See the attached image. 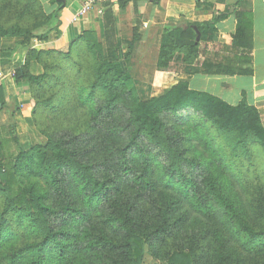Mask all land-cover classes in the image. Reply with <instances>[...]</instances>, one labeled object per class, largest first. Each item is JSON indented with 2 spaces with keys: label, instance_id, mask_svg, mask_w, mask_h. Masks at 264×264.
Segmentation results:
<instances>
[{
  "label": "trees",
  "instance_id": "trees-1",
  "mask_svg": "<svg viewBox=\"0 0 264 264\" xmlns=\"http://www.w3.org/2000/svg\"><path fill=\"white\" fill-rule=\"evenodd\" d=\"M64 2L48 11L40 0H0V45L26 49L14 80L27 83L46 137L21 149L14 123L0 125V264H142L146 253L164 264H264L257 109L185 81L141 95L131 74L138 36L125 53L93 30L63 50L30 47L58 33ZM214 14L164 26L157 69L251 75L250 14L234 12L222 45L213 38L227 15ZM7 105L0 85V116Z\"/></svg>",
  "mask_w": 264,
  "mask_h": 264
},
{
  "label": "crops",
  "instance_id": "crops-1",
  "mask_svg": "<svg viewBox=\"0 0 264 264\" xmlns=\"http://www.w3.org/2000/svg\"><path fill=\"white\" fill-rule=\"evenodd\" d=\"M51 1L40 0L48 11L53 8L49 5ZM64 1L58 15V33H52L46 41L32 40L30 47L38 50H63L74 37L85 30H93L105 49H113L119 45V52L125 53L127 43L132 41L134 36H138L133 44L131 58H144L145 52L150 48L153 50L152 63L144 65L150 67L151 72L150 78L147 79L151 83L149 96L163 94L176 82L185 81L192 89L207 91L233 106L245 99L257 109L264 127V0H92L93 4L89 10L76 21H73V18L86 0ZM206 5H212L216 9ZM215 10L227 15L224 21L216 23L217 31L213 40L220 45L226 41L225 35L235 30L234 12L239 10L250 14L251 75H204L158 70L156 61L163 27L209 20L215 15ZM210 48L211 45L208 49ZM135 49L140 54L133 53ZM20 50L26 54L25 48ZM15 55L16 53H13V57ZM222 60L220 57V61ZM31 66L34 68L37 63H32ZM23 83V89L28 91L27 83ZM6 95L7 93V101Z\"/></svg>",
  "mask_w": 264,
  "mask_h": 264
},
{
  "label": "rangeland",
  "instance_id": "rangeland-1",
  "mask_svg": "<svg viewBox=\"0 0 264 264\" xmlns=\"http://www.w3.org/2000/svg\"><path fill=\"white\" fill-rule=\"evenodd\" d=\"M151 46L152 43L150 44V47ZM0 48V72L4 76V78L0 80V85L5 86L4 90L5 94L7 93L8 102V105L3 109L0 116V125L7 131L8 125L13 122L15 126L14 134L19 141L20 148L27 149L32 144L45 142L46 137L40 132L37 121L32 116V99L30 91H25L23 89V82L18 84L14 80L15 70L23 65L25 61V52L23 53V50H20L21 47L17 39L2 40ZM134 52L140 54L136 49L133 53ZM13 53H16L15 57H13ZM152 55L153 50L150 48V50L145 52L144 58L138 56L131 58V64L133 66L131 74L133 75L135 85L140 91L139 93L143 96H149L151 93V83L147 81V79L150 78V67L144 65L152 63ZM31 72L34 74L41 72V66L37 64L36 67H31ZM40 123L43 125L41 120ZM44 125L50 126V124L47 123V119ZM142 264L164 263L153 259L146 253L143 256Z\"/></svg>",
  "mask_w": 264,
  "mask_h": 264
},
{
  "label": "built area",
  "instance_id": "built-area-1",
  "mask_svg": "<svg viewBox=\"0 0 264 264\" xmlns=\"http://www.w3.org/2000/svg\"><path fill=\"white\" fill-rule=\"evenodd\" d=\"M92 4H93L92 0H86L85 2H83L81 10L73 18V21L78 20L80 18V16L84 15L89 10V8L92 6ZM3 78H4V76L0 72V80Z\"/></svg>",
  "mask_w": 264,
  "mask_h": 264
},
{
  "label": "water",
  "instance_id": "water-1",
  "mask_svg": "<svg viewBox=\"0 0 264 264\" xmlns=\"http://www.w3.org/2000/svg\"><path fill=\"white\" fill-rule=\"evenodd\" d=\"M57 1H63V0H57ZM194 29H196L195 27H194ZM197 40H199V32L197 31Z\"/></svg>",
  "mask_w": 264,
  "mask_h": 264
}]
</instances>
